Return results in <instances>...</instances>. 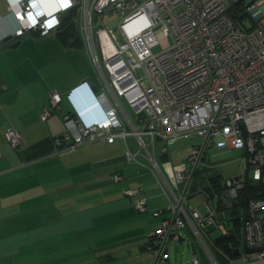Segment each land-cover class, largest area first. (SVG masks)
<instances>
[{
	"label": "built area",
	"instance_id": "obj_1",
	"mask_svg": "<svg viewBox=\"0 0 264 264\" xmlns=\"http://www.w3.org/2000/svg\"><path fill=\"white\" fill-rule=\"evenodd\" d=\"M6 1L8 14L0 16H13L18 28H9L0 42L29 33L47 36L68 24L82 39L94 70V96L104 117L87 122L77 109L66 116V130L56 138L61 147L57 153L120 141L129 163L145 159L164 190L168 188L169 207L154 216H169L149 236L146 248L156 264H168V244L179 243L186 228L195 234L207 264H264V0H67L66 7L53 12L45 11L42 0ZM245 17L248 22L242 23ZM158 46L161 50L155 51ZM62 100L52 94L43 122L60 110ZM198 138L203 142L175 164L171 147ZM6 139L14 150L23 144L14 129L6 132ZM211 148L243 151L246 170L207 196V213L202 215L184 203L193 196L189 186ZM122 179L112 176L115 183ZM141 192L129 190L127 195L135 198ZM136 207L147 213V200H139ZM236 207L242 209L238 220L244 221L243 248L256 252L232 259L217 240L210 242L216 229L221 237L230 235L231 218L239 216L233 214ZM215 249L221 250L225 263L217 260ZM193 261L201 264L196 254Z\"/></svg>",
	"mask_w": 264,
	"mask_h": 264
},
{
	"label": "crops",
	"instance_id": "obj_2",
	"mask_svg": "<svg viewBox=\"0 0 264 264\" xmlns=\"http://www.w3.org/2000/svg\"><path fill=\"white\" fill-rule=\"evenodd\" d=\"M42 4L47 10H55L61 6L59 0H42ZM7 6L6 0H0L1 16L8 14ZM1 16L0 35L6 34L9 28L12 31L18 28L13 16H8L5 20ZM63 32L47 36L34 33L20 43L0 50V264H15V256H22L18 264H63V259H67L66 262L71 259L70 256L75 252L70 251L64 257L62 249L78 232L72 224L69 228H60L61 223L67 220L64 217L78 221L80 211L77 212L78 202L75 199L79 189L76 187L79 186V176L83 171L78 165L84 162L92 178L91 182L97 176L98 188L93 190H101V196L98 200L79 204L91 205L99 213H102L105 206L106 214L108 210L113 211L114 217L120 211L131 212L132 216L136 213L139 215L137 220L140 222L125 232L123 237L126 249L120 253L123 257L117 258L119 252L113 256L108 254V261L113 264L124 261L131 264H152L153 258L144 248L146 236L149 237L157 230L169 214L154 216L155 211L165 210L166 207L155 194L156 185L163 187L151 164L145 162L132 166L124 154L120 153L121 146H115L118 141L113 144L98 141L101 144H97L99 146L96 148L103 152L100 160L94 159L92 153L88 152L91 147L78 151L84 154L82 157L74 152L64 155L57 153L61 147L57 145L56 138L64 134V115L70 111L76 113L77 109L87 122H91L94 117H104L91 87L86 83L91 79V72L83 50V41L81 38L72 41L78 35L74 29L68 33L71 36L69 41L67 34ZM96 83L95 86L98 87V82ZM76 88L79 90L74 92ZM53 93L62 96L61 111L55 112L49 120L43 122L41 115L50 105ZM9 129L16 130L23 140L18 150H14L6 139ZM133 142L137 146L134 140ZM90 144L93 143L86 146ZM189 153L190 150L184 156L178 148L171 149L170 155L174 162V158L182 161ZM120 159L127 162L125 169L119 164ZM89 160L95 163L94 168L89 167ZM138 166L145 169L140 170ZM115 174L121 175L122 181L115 183L112 180ZM154 177L157 178L156 181ZM125 180L127 182L123 183ZM136 189H142L140 195L135 198L127 195L129 190ZM163 192L167 199L168 188H163ZM142 199L147 200L148 212L145 214L136 210V203ZM70 209H74L75 214H67ZM82 217H87L85 223L88 227L84 231L89 244L93 246L90 248L96 253L99 250L94 246L96 235L101 232L91 230L92 224L96 228L98 219L94 214L90 218L87 215ZM120 218L134 219L130 216ZM185 230L191 236L190 228ZM182 236L180 242H185V236ZM76 237L82 238L80 234ZM59 240L61 251L56 245ZM32 255L35 256L34 259H31Z\"/></svg>",
	"mask_w": 264,
	"mask_h": 264
},
{
	"label": "rangeland",
	"instance_id": "obj_3",
	"mask_svg": "<svg viewBox=\"0 0 264 264\" xmlns=\"http://www.w3.org/2000/svg\"><path fill=\"white\" fill-rule=\"evenodd\" d=\"M249 18L245 17L242 20V23L248 22ZM161 47L158 46L155 51H160ZM90 72H91V79L93 80V82L96 84L97 86V80H96V76L94 73L93 68L90 65ZM62 125L64 127L63 129V133L66 130L65 128V124L62 121ZM203 142V139H195V140H186L185 142H178L175 146H173L171 149L176 150V149H181V154L182 155H186L190 148L195 145V144H200ZM129 143L131 144V147L133 148V150H137L138 147L134 146V142L132 139H129ZM97 144H101L100 142H96L93 144H90L86 147H78L75 149H72L70 151L67 152H63L62 155L64 154H68L71 152L77 153V155H79V157L84 156V154L78 152L81 150L86 149L87 147H91L89 149L88 152L92 153L91 155L94 156V159H102V153L100 152V149H97L96 147H98L99 145ZM117 144H119L122 148V150L120 151V153L124 154V150H123V146L121 144V142H117L116 143V147L118 146ZM96 149V150H95ZM243 151L241 150H234V151H230V152H220L219 150L215 149V148H211L208 150L207 156H205L206 161H202V164L200 165V170L202 168H204V166L209 165V162H211V165L214 166V171L205 174L203 178H200L198 181V185H195L194 183L196 182V180L194 179L190 186H189V193H191L192 191H194V195L189 198V196L187 197V201H185L184 205L186 206L187 209H199V211L201 212L202 215H206L207 213V206L205 204V201L208 200V197L206 195H204V192L206 190V187L210 186V179L211 178H218L220 180L221 184H225V182L229 179L232 178H237V177H241L245 175V170H246V165L243 159ZM80 159V158H78ZM90 164L89 167L90 168H94V162L89 160ZM181 159H176L174 158V163L178 164L180 163ZM140 164L137 163H132V166H137V165H141L142 163L144 164L145 162L148 163L145 159L142 158V162L138 161ZM122 165V169H125V167L127 166V162L125 161V159H120V163ZM126 165V166H125ZM78 167H80L83 171H81L82 175L79 176V180H78V185L76 187V189H79V194L77 199H75V201L78 202V207H77V212L80 211L77 220H70L68 217H64L67 220H65L63 223H61V228H69L70 225H74L75 229L77 230L78 234H80L82 236V238H77L75 235V237L73 239H70V241L67 243V245H65L62 249V254L65 257L67 253H70V251L75 252V254H72L71 259L67 261V259H63V264H113L111 261H108L110 259V256H108V254H112L115 255L117 254V258H122L123 254H120L121 252L125 251V247L123 245L125 239L123 238L125 235V232L129 231L131 229V227L137 225L140 221L137 220L139 219V215L138 213L135 214V216H132L131 212L130 213H124V212H116L115 213V217L113 214V211H109L108 210V214L107 211L105 210V206L102 208V213H99V210H95L94 208L91 207V205H85L82 206L81 202L83 201H93V200H98L101 196V190L99 189H95L93 190V188H98L97 187V182H98V178L97 176L94 175V172L91 170L93 176H95V181L91 182V176L88 174L87 172V167H86V163H80L78 165ZM138 168L140 170H144L145 168L143 167H139ZM105 169H109V168H105ZM107 171V170H106ZM155 176V175H154ZM251 179H252V174L250 175ZM129 180V177H127ZM199 178V176H198ZM197 178V179H198ZM131 179V178H130ZM155 181L157 180V178H153ZM127 180H125L126 183ZM186 185V184H185ZM185 185H181V188L183 189L185 187ZM147 193V192H146ZM155 194H157L158 197L161 198L162 203L164 205V207H166L165 209H167L169 207V200L166 199V197L164 196V192H163V188H161L160 186L157 187L156 185V190H155ZM178 194L180 195V192H178ZM166 200V201H165ZM212 203V201H211ZM74 206V205H73ZM136 208V207H135ZM129 209V207H128ZM137 210V209H136ZM83 211V212H81ZM76 212V213H77ZM105 212V213H104ZM138 212V211H137ZM235 213H237L239 216H241L242 213V209H238L235 211ZM67 214H75L74 209L71 210L67 213ZM95 216L96 219H98L97 222V226L96 228H94V224H92V232H101L100 234L96 235L97 241L95 242L94 246L99 249L96 253H93L94 251L92 250L93 247L91 244H89V240H87L86 238V231H84L87 227L88 224L85 223V219L82 216H89L88 218H90L91 215ZM230 213L228 214V216L225 218V221H229L230 220ZM121 216L123 217H133L134 219H123L120 218ZM136 218V219H135ZM76 222V224H74V222ZM90 227V226H89ZM231 228H235V224L232 223L231 224ZM186 230H181V235L183 234L185 237V242H179L176 244H169L168 245V249H169V257H170V264H194V254H196L199 258V261L201 264H207L208 263V259L207 256L205 254V252L203 251V249L201 248L200 243L198 242L195 234L192 232L191 236L187 235V233L185 232ZM87 232H90L87 231ZM222 236V232L220 231V229H216L214 230V232L211 233V239L212 241L210 242L211 245H213V242L216 241L219 237ZM183 237V236H182ZM148 240V237L146 236V242ZM66 243V241L64 242ZM88 243V244H87ZM57 245V249L61 251V245H60V240L57 241L56 243ZM210 245V247H211ZM242 251H244L243 247L241 246ZM53 249V248H51ZM120 249V251H119ZM212 251L214 252L213 248L211 247ZM65 250V251H64ZM147 255V254H145ZM150 255L152 256V264H154L155 262V256L153 253H150ZM31 259H34V255L30 256ZM68 257V258H70ZM22 256H15V264H18L21 260ZM39 258V256H38ZM25 259L27 260L28 257H25ZM116 264H131L128 261H124V262H118Z\"/></svg>",
	"mask_w": 264,
	"mask_h": 264
},
{
	"label": "trees",
	"instance_id": "obj_4",
	"mask_svg": "<svg viewBox=\"0 0 264 264\" xmlns=\"http://www.w3.org/2000/svg\"><path fill=\"white\" fill-rule=\"evenodd\" d=\"M67 16V18L66 19H68L69 17V15H66ZM70 18H72V17H70ZM73 20V19H72ZM75 30V32H76V34H77V31H76V29L73 27V26H68V24L65 26L64 25V27H63V33L64 34H67V36H68V38H67V40L69 41L70 40V38H71V36H69V31H71V30ZM58 34H61V31H58L57 32ZM72 34H73V31H72ZM73 37V36H72ZM75 39H79V37H78V35L75 37V38H73L72 39V41L73 40H75ZM72 45V44H71ZM74 45V44H73ZM72 45V46H73ZM96 85V84H95ZM62 102H63V100H62ZM61 105H62V103H61ZM61 105H60V107H61ZM62 108V107H61ZM61 108H60V110L59 111H61ZM59 111H56V112H59ZM55 113V112H54ZM53 113V114H54ZM52 114V115H53ZM73 115H75V112H73V111H70L69 112V114H67V115H64L63 117H62V121H63V123H64V118L66 117V116H73ZM52 117V116H51ZM50 117V118H51ZM49 118V119H50ZM48 119V120H49ZM63 136V135H62ZM61 136V137H62ZM60 138V137H59ZM117 142V141H116ZM115 142V143H116ZM109 144V143H108ZM113 144V143H112ZM122 144V143H121ZM198 176H199V178H198ZM201 173H200V171H198L197 173H196V175H195V180H196V182L194 183L195 185H198V181H199V179L201 178ZM198 178V179H197ZM223 185L224 184H221L220 183V180L216 177V178H211L210 179V186L209 187H206V190L205 191H203L204 192V195H206V196H209L210 197V195H212L213 193H215V192H217L221 187H223ZM216 187V188H215ZM249 187H251V182L249 183V185H248V187H247V193L245 194V195H247L249 192H248V188ZM213 188H215V190L213 191ZM194 191H192V194L194 195ZM166 218V217H165ZM234 219V218H233ZM150 238L151 237H148V240H147V243H146V245L144 246V248L146 249L147 248V245L150 243ZM217 241H218V245H219V247L221 246V248H223V252H226V253H228L231 257H235L234 256V252H235V250H232V248H237V247H239L240 246V244L243 242V225L241 224V223H239V221H237L236 220V223H235V228H233V229H231L230 230V235L229 236H226V237H219L218 239H217ZM221 250H217V249H215V254H216V256H217V260H219L221 263H225L224 261H225V257L221 254V252H220Z\"/></svg>",
	"mask_w": 264,
	"mask_h": 264
},
{
	"label": "water",
	"instance_id": "obj_5",
	"mask_svg": "<svg viewBox=\"0 0 264 264\" xmlns=\"http://www.w3.org/2000/svg\"><path fill=\"white\" fill-rule=\"evenodd\" d=\"M244 15H245V14H243V15H241V16H244ZM113 25H115V23H114ZM30 36H31V34L29 33V34H26L25 36H23V37H21V38H19V39H14L12 36L7 37V38H5L2 42H0V50H3V49H6V48H9V47H12L13 45L20 43L22 40H24L25 38L30 37ZM86 83L89 84V86L91 87L93 93L96 94V92H97V88H96V86H95L93 80H92V79L87 80ZM214 169H215V168H209V169H208V168H207V169L205 168V169L202 170L201 175H204V174L210 173V172L214 171ZM194 175H195V173H194ZM255 252H256V250H247V251H246V254H247V255H251V254H253V253H255ZM239 254H240V253L237 252L235 255L238 256ZM157 261H158V260L156 259V262H155L154 264H156Z\"/></svg>",
	"mask_w": 264,
	"mask_h": 264
},
{
	"label": "flooded vegetation",
	"instance_id": "obj_6",
	"mask_svg": "<svg viewBox=\"0 0 264 264\" xmlns=\"http://www.w3.org/2000/svg\"><path fill=\"white\" fill-rule=\"evenodd\" d=\"M201 164H202V162H200L198 169H200V165H201ZM205 168H206V169H207V168H208V169H209V168H214V166H212V165L209 163V165L204 166V168H202L201 170H199L200 173H201L202 170L205 169ZM207 174H208V173H207ZM204 175H205V174H204ZM204 175H202L201 178H203ZM215 188H216V187H215ZM215 188H213V191L215 190ZM238 209H239V208L236 207V208H235V211L238 210ZM235 211L233 212V214H234L235 216H237L238 214L235 213ZM233 218H234V217H232L231 219H233ZM239 218H240V216L235 217V218L232 220V223L235 224V223H236V220L239 221V220H238ZM232 223H231V224H232ZM239 223H241V224L243 225V240H244V221H241V220H240ZM243 244H244V243L242 242V243L240 244V246L238 247L239 251H237V252H239L240 254H239L238 256H236V255H235V254L237 253V252H236V253L234 254L235 257H231V256H230L232 259H237V257H240V256H241V254H246V251H247V250H245V249L243 248L244 251H242V248H241V246L243 247Z\"/></svg>",
	"mask_w": 264,
	"mask_h": 264
},
{
	"label": "snow or ice",
	"instance_id": "obj_7",
	"mask_svg": "<svg viewBox=\"0 0 264 264\" xmlns=\"http://www.w3.org/2000/svg\"><path fill=\"white\" fill-rule=\"evenodd\" d=\"M59 2H60V5L62 7H66L67 6V0H59ZM37 15H39V13H37ZM49 15H51V13H49ZM53 23H54V21L53 20H50L48 22V26L51 27Z\"/></svg>",
	"mask_w": 264,
	"mask_h": 264
},
{
	"label": "clouds",
	"instance_id": "obj_8",
	"mask_svg": "<svg viewBox=\"0 0 264 264\" xmlns=\"http://www.w3.org/2000/svg\"><path fill=\"white\" fill-rule=\"evenodd\" d=\"M44 9H45L46 12H53L54 11V10H47L46 8H44Z\"/></svg>",
	"mask_w": 264,
	"mask_h": 264
}]
</instances>
